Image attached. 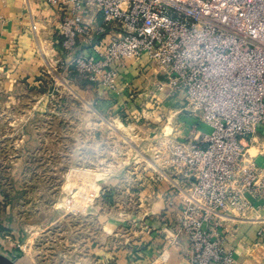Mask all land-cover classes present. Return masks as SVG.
I'll list each match as a JSON object with an SVG mask.
<instances>
[{"label":"built area","instance_id":"built-area-1","mask_svg":"<svg viewBox=\"0 0 264 264\" xmlns=\"http://www.w3.org/2000/svg\"><path fill=\"white\" fill-rule=\"evenodd\" d=\"M38 1L58 15L49 62L65 82L117 91L127 60L145 59L151 92L188 116L146 151L161 155L145 166L178 214L165 232L189 264H236L228 224L264 210V0Z\"/></svg>","mask_w":264,"mask_h":264},{"label":"rangeland","instance_id":"rangeland-1","mask_svg":"<svg viewBox=\"0 0 264 264\" xmlns=\"http://www.w3.org/2000/svg\"><path fill=\"white\" fill-rule=\"evenodd\" d=\"M49 61L33 80L0 70V254L17 264H97L114 236L125 252L132 229L145 228L159 201L147 197L145 162H162L146 151L161 152L179 106L149 83L148 95L126 100L117 116L96 108L93 92L74 89L88 82H65ZM155 101L168 102L157 109ZM180 117L188 118L178 114L174 125Z\"/></svg>","mask_w":264,"mask_h":264},{"label":"crops","instance_id":"crops-1","mask_svg":"<svg viewBox=\"0 0 264 264\" xmlns=\"http://www.w3.org/2000/svg\"><path fill=\"white\" fill-rule=\"evenodd\" d=\"M57 23V13L38 0H0V70L8 71L12 77H27L31 80L41 75L45 60L52 58L54 47H59L61 43ZM144 60H127L126 67L120 70L122 81L117 91L90 84L83 89H74L80 94L82 91L93 92L96 108L110 109L111 113L118 116L126 100L132 103L138 95H148L149 83L139 73V67L145 66ZM71 77V80H80L75 74ZM141 119L130 116L125 120H130V124H142ZM120 122L124 126L127 124L122 120ZM146 173L143 183L147 197L158 198L159 201L143 216L145 228L132 229L134 238H138L128 240L125 252L118 251L119 245L114 236L110 247L98 250L97 264H189L184 241L172 244L171 234L165 232L178 218L176 212L165 209V200L171 190L165 183L153 181L151 172ZM240 217L227 227L228 248L233 250L236 264H264V210H255L251 217L256 219L252 221ZM262 230L263 235L260 234Z\"/></svg>","mask_w":264,"mask_h":264},{"label":"water","instance_id":"water-1","mask_svg":"<svg viewBox=\"0 0 264 264\" xmlns=\"http://www.w3.org/2000/svg\"><path fill=\"white\" fill-rule=\"evenodd\" d=\"M0 264H17L15 261L10 258L0 254Z\"/></svg>","mask_w":264,"mask_h":264},{"label":"bare ground","instance_id":"bare-ground-1","mask_svg":"<svg viewBox=\"0 0 264 264\" xmlns=\"http://www.w3.org/2000/svg\"><path fill=\"white\" fill-rule=\"evenodd\" d=\"M170 120H172V118H170ZM119 123H120V122H119ZM167 128H168V127H167ZM167 128H166V129H167ZM169 128H170V130H171V127H169Z\"/></svg>","mask_w":264,"mask_h":264}]
</instances>
